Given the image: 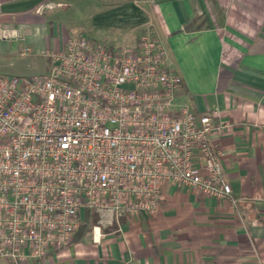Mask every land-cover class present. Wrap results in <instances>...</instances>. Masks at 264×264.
Wrapping results in <instances>:
<instances>
[{"label": "built area", "instance_id": "built-area-1", "mask_svg": "<svg viewBox=\"0 0 264 264\" xmlns=\"http://www.w3.org/2000/svg\"><path fill=\"white\" fill-rule=\"evenodd\" d=\"M61 3L46 0L37 11ZM0 38L20 42L18 27L0 23ZM47 72L0 73V258L23 264L67 244L80 211L99 218L93 238L115 217L155 215L166 182L236 208L214 140L232 129L197 116L179 100L182 76L148 25L134 44L111 47L84 32L47 49Z\"/></svg>", "mask_w": 264, "mask_h": 264}, {"label": "crops", "instance_id": "crops-1", "mask_svg": "<svg viewBox=\"0 0 264 264\" xmlns=\"http://www.w3.org/2000/svg\"><path fill=\"white\" fill-rule=\"evenodd\" d=\"M0 0V23L18 27L20 42L0 38V73L47 72L49 48L84 32L113 47L116 36L137 42L150 24L165 45L168 64L183 78L179 100L197 116L218 109L214 121L232 129L214 135L233 194L244 200L207 196L166 182L154 216L115 217L102 228L99 214L80 211L81 223L67 244L51 246L45 258L23 264H264V0ZM93 5L89 29L62 19L74 5ZM0 264L5 261L0 258Z\"/></svg>", "mask_w": 264, "mask_h": 264}, {"label": "rangeland", "instance_id": "rangeland-1", "mask_svg": "<svg viewBox=\"0 0 264 264\" xmlns=\"http://www.w3.org/2000/svg\"><path fill=\"white\" fill-rule=\"evenodd\" d=\"M93 9V5L87 6V4L83 5H74L73 7L66 10L65 16L63 17V21L65 23H69L76 30L78 29H89L90 25L89 15ZM98 39H102L103 35L96 34ZM116 39L111 40L113 47L122 46L127 40L123 37L116 36Z\"/></svg>", "mask_w": 264, "mask_h": 264}]
</instances>
